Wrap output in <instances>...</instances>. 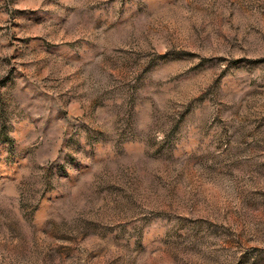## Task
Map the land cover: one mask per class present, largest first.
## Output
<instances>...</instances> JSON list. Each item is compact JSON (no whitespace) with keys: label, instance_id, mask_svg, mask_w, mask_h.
Segmentation results:
<instances>
[{"label":"rangeland","instance_id":"374dc122","mask_svg":"<svg viewBox=\"0 0 264 264\" xmlns=\"http://www.w3.org/2000/svg\"><path fill=\"white\" fill-rule=\"evenodd\" d=\"M0 264H264V0H0Z\"/></svg>","mask_w":264,"mask_h":264}]
</instances>
